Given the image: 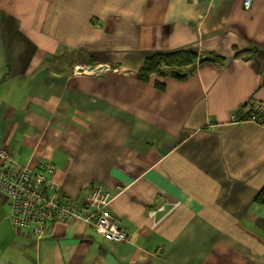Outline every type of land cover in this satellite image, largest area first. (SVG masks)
Wrapping results in <instances>:
<instances>
[{
    "label": "crops",
    "instance_id": "crops-1",
    "mask_svg": "<svg viewBox=\"0 0 264 264\" xmlns=\"http://www.w3.org/2000/svg\"><path fill=\"white\" fill-rule=\"evenodd\" d=\"M177 50L225 60L138 79ZM249 99L264 104V0H0V145L52 163L73 204L110 190L129 234L73 221L36 239L0 193V264H264V122L230 121Z\"/></svg>",
    "mask_w": 264,
    "mask_h": 264
},
{
    "label": "built area",
    "instance_id": "built-area-1",
    "mask_svg": "<svg viewBox=\"0 0 264 264\" xmlns=\"http://www.w3.org/2000/svg\"><path fill=\"white\" fill-rule=\"evenodd\" d=\"M250 4L251 0H243L245 9H249ZM246 104L250 109L249 120L262 122L259 115L264 113V104L253 99ZM238 119L235 114L230 116L232 122ZM54 172L55 167L50 162H41L34 169L19 165L12 149L0 145V193L9 203V220L13 226L40 239L55 223L82 221L105 240L121 243L129 239L127 227L109 210L113 198L110 190L94 184L84 195L82 204H73L59 196ZM153 214L154 211L149 212L150 216Z\"/></svg>",
    "mask_w": 264,
    "mask_h": 264
},
{
    "label": "trees",
    "instance_id": "trees-1",
    "mask_svg": "<svg viewBox=\"0 0 264 264\" xmlns=\"http://www.w3.org/2000/svg\"><path fill=\"white\" fill-rule=\"evenodd\" d=\"M241 52L242 51H236L235 55H238ZM200 59L201 56H197L196 53L188 50H177L168 53H153L144 59L142 65L138 70L137 77L139 80L144 82L147 81L148 77L151 74H157L158 76L161 77L164 76H172L174 78L185 77L187 74L194 72L196 62L198 63L204 62V61L200 62ZM224 60L225 58L212 56L210 57L209 60L206 61L219 63ZM176 72L179 73L180 75H177ZM155 87L159 89L160 87L162 88V86L159 85V82L155 83ZM243 106L247 107V104L245 103L244 105H242V107ZM237 110L238 111L231 113V115L235 114L237 115V118L239 117L237 122L250 121L248 118L250 111L249 108H248V112L245 113L241 111L242 110L241 107ZM259 116L263 118L262 122H264V113H261ZM262 122H260V124ZM253 202L261 207H264V187L255 194L253 198Z\"/></svg>",
    "mask_w": 264,
    "mask_h": 264
},
{
    "label": "water",
    "instance_id": "water-1",
    "mask_svg": "<svg viewBox=\"0 0 264 264\" xmlns=\"http://www.w3.org/2000/svg\"><path fill=\"white\" fill-rule=\"evenodd\" d=\"M209 59H210V57H202V58L200 59V61H203V60L205 61V60H209ZM97 68H98V69H101L102 67H97ZM91 69H92L91 66H88V67H83V66H82V67H78L77 70H78L79 72H84L85 70H91ZM176 74H177V75H180V74L177 73V72H176Z\"/></svg>",
    "mask_w": 264,
    "mask_h": 264
},
{
    "label": "rangeland",
    "instance_id": "rangeland-1",
    "mask_svg": "<svg viewBox=\"0 0 264 264\" xmlns=\"http://www.w3.org/2000/svg\"><path fill=\"white\" fill-rule=\"evenodd\" d=\"M204 61V60H203ZM205 62V61H204Z\"/></svg>",
    "mask_w": 264,
    "mask_h": 264
}]
</instances>
